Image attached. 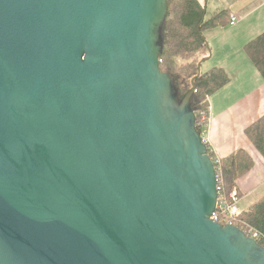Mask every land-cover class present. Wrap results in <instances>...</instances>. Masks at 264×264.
<instances>
[{
  "label": "water",
  "instance_id": "obj_1",
  "mask_svg": "<svg viewBox=\"0 0 264 264\" xmlns=\"http://www.w3.org/2000/svg\"><path fill=\"white\" fill-rule=\"evenodd\" d=\"M167 15L168 0H0V264H264L212 219L195 78L181 95L160 67Z\"/></svg>",
  "mask_w": 264,
  "mask_h": 264
},
{
  "label": "crops",
  "instance_id": "obj_2",
  "mask_svg": "<svg viewBox=\"0 0 264 264\" xmlns=\"http://www.w3.org/2000/svg\"><path fill=\"white\" fill-rule=\"evenodd\" d=\"M199 1L205 8V18L222 11L239 17L234 25L227 22L204 31L211 55L209 52L204 58L201 70L220 67L230 81L209 96L208 124L203 134L212 154L220 160L239 150L251 156L253 168L235 184L240 209H248L264 195V156L247 134V129L264 116V76L245 46L264 32V0Z\"/></svg>",
  "mask_w": 264,
  "mask_h": 264
},
{
  "label": "trees",
  "instance_id": "obj_3",
  "mask_svg": "<svg viewBox=\"0 0 264 264\" xmlns=\"http://www.w3.org/2000/svg\"><path fill=\"white\" fill-rule=\"evenodd\" d=\"M205 8L199 0H168V15L165 22L164 49L160 57L162 71L171 74L180 94L192 87L195 78L196 91L192 103L197 122L209 115V96L225 86L230 77L224 69L214 67L199 74V63L209 55V46L204 31L230 23L227 11L205 18ZM245 50L257 69L264 76V32L248 42ZM204 131L205 126L199 125ZM247 134L257 150L264 156V116L247 129ZM209 154L213 156L209 148ZM253 168L251 156L239 150L221 160L222 183L226 193L234 188L238 178ZM221 181V179H220ZM234 224L244 229L249 224L264 234V195L248 209L240 211ZM264 245L263 242H260Z\"/></svg>",
  "mask_w": 264,
  "mask_h": 264
},
{
  "label": "built area",
  "instance_id": "obj_4",
  "mask_svg": "<svg viewBox=\"0 0 264 264\" xmlns=\"http://www.w3.org/2000/svg\"><path fill=\"white\" fill-rule=\"evenodd\" d=\"M238 16L236 14H232L230 16V24L234 25L237 20ZM161 61V60H160ZM198 125H204L206 126L208 124V118L205 116H201L199 118V121L197 122ZM204 135V134H203ZM211 151V150H210ZM215 163V167L217 170V176H218V203H217V208L212 214V219L216 222H219L221 224H234V221L238 217L240 213V194H239V189L234 186L232 191L230 193H226L224 186H223V181H222V174H221V160L220 158L216 156H211ZM221 179V181H220ZM244 232L256 239L259 243L263 242L264 243V234L260 232L258 229L254 228L253 226L249 224L244 225ZM264 246V245H263Z\"/></svg>",
  "mask_w": 264,
  "mask_h": 264
},
{
  "label": "rangeland",
  "instance_id": "obj_5",
  "mask_svg": "<svg viewBox=\"0 0 264 264\" xmlns=\"http://www.w3.org/2000/svg\"><path fill=\"white\" fill-rule=\"evenodd\" d=\"M240 201H241V198H240ZM245 204H247V202H246V203H242V207H243ZM243 208H246V206H244ZM240 210H241V209H240Z\"/></svg>",
  "mask_w": 264,
  "mask_h": 264
}]
</instances>
